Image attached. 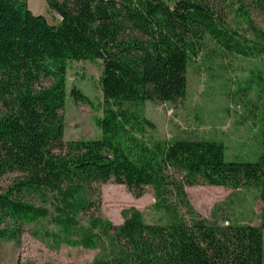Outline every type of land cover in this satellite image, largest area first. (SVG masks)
<instances>
[{
  "label": "trees",
  "instance_id": "trees-1",
  "mask_svg": "<svg viewBox=\"0 0 264 264\" xmlns=\"http://www.w3.org/2000/svg\"><path fill=\"white\" fill-rule=\"evenodd\" d=\"M46 1L58 22L28 0H0V179L10 176L0 186V239L20 243L25 225L40 223L34 233L57 248L100 247L93 264H263L264 210L260 225L218 222L186 186L253 187L264 201V138L256 158H231L219 139L156 136L145 106L184 99L202 54L259 56L239 88L255 92L264 135V32L251 24L247 37L207 0ZM83 59L102 60L100 135L66 140L67 70ZM70 94L94 105L76 86ZM110 180L137 194L151 186L163 215L147 221L129 206L121 223L103 217L97 184Z\"/></svg>",
  "mask_w": 264,
  "mask_h": 264
},
{
  "label": "rangeland",
  "instance_id": "rangeland-1",
  "mask_svg": "<svg viewBox=\"0 0 264 264\" xmlns=\"http://www.w3.org/2000/svg\"><path fill=\"white\" fill-rule=\"evenodd\" d=\"M225 16L233 29L254 38L251 24L264 32V8L243 0H207ZM29 7L40 14H47L51 22H58L46 2L28 0ZM33 7H35L33 9ZM246 10L247 12H244ZM212 46V45H211ZM259 56L245 57L235 53H217L211 57L198 56L187 70L188 93L176 103L148 101L146 114L157 125L156 136L171 139L175 136L215 138L222 140L231 158H256L262 150L263 130L253 119L254 91H241L245 77L261 66ZM102 60H72L67 70V99L63 111L65 117L64 138H90L100 135L95 117L102 111L98 103L103 99L99 78ZM80 88L92 100L90 105L75 99L70 90ZM10 176L0 179L5 185ZM101 193V205L97 213L118 224L123 221L122 209L135 206L147 221H156L162 211H155L154 189L146 186L137 194L125 184L112 180L97 184ZM193 206L204 216L218 222L262 224L264 201L253 187L234 189L222 185L197 184L186 186ZM89 214L81 216L86 223ZM40 223L26 224L20 243L0 239V264H93L100 247L84 248L80 245L62 244L55 247L50 239L34 233ZM264 264V260H263Z\"/></svg>",
  "mask_w": 264,
  "mask_h": 264
},
{
  "label": "crops",
  "instance_id": "crops-1",
  "mask_svg": "<svg viewBox=\"0 0 264 264\" xmlns=\"http://www.w3.org/2000/svg\"><path fill=\"white\" fill-rule=\"evenodd\" d=\"M39 1L46 2V4H47V1H46V0H39ZM47 6H48V4H47ZM34 8H35V7H33V9H34ZM47 9H48V10H51V9L49 8V6H48ZM32 11H33V10H32ZM34 11H36L37 13L39 12V10H38L37 8H35ZM44 15H46V17H47V14H44Z\"/></svg>",
  "mask_w": 264,
  "mask_h": 264
}]
</instances>
